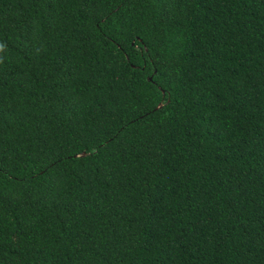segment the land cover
I'll return each mask as SVG.
<instances>
[{"label": "trees", "instance_id": "trees-1", "mask_svg": "<svg viewBox=\"0 0 264 264\" xmlns=\"http://www.w3.org/2000/svg\"><path fill=\"white\" fill-rule=\"evenodd\" d=\"M0 264H264V0H0Z\"/></svg>", "mask_w": 264, "mask_h": 264}]
</instances>
